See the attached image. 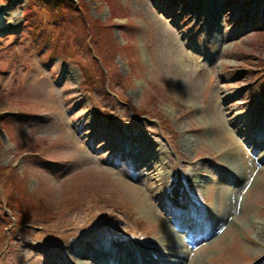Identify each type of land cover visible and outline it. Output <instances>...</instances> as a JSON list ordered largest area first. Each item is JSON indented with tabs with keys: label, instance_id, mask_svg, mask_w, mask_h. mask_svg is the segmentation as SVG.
Masks as SVG:
<instances>
[{
	"label": "rangeland",
	"instance_id": "1",
	"mask_svg": "<svg viewBox=\"0 0 264 264\" xmlns=\"http://www.w3.org/2000/svg\"><path fill=\"white\" fill-rule=\"evenodd\" d=\"M259 1L217 0L228 40L205 42L211 0H0L12 20L0 23V264H81L67 245L97 228L138 246L156 240L155 214L142 213L120 179L137 185L129 176L138 167L111 165L117 147L99 133L128 136L130 150L137 136L152 140L168 186L201 207L215 197L225 164L204 121L232 131L246 120L254 135L264 118V19L241 30L250 12L238 9ZM183 139H192L190 149ZM254 161L260 177L239 194L238 220L201 263L264 256L255 245L238 253L255 234L264 242L255 226L264 222V162ZM192 174L203 179L193 191Z\"/></svg>",
	"mask_w": 264,
	"mask_h": 264
},
{
	"label": "bare ground",
	"instance_id": "2",
	"mask_svg": "<svg viewBox=\"0 0 264 264\" xmlns=\"http://www.w3.org/2000/svg\"><path fill=\"white\" fill-rule=\"evenodd\" d=\"M210 3L213 20L207 26L201 27L204 40L205 42L228 40L223 31L224 25L220 24L222 16L219 13L218 6H216L217 0H211ZM238 9L242 13L250 12L244 25L240 26L241 30H243V27L252 29L256 23H261V20L264 19V0H260L256 5H251L250 8H246V5L241 3ZM8 13L6 15L5 8L3 5L0 6V23H2L3 19H7L12 24L10 13L9 15ZM254 20H256V23ZM198 50L202 52L200 47H198ZM218 50L215 49L213 51L214 54H205L204 57L208 61L214 62L218 57ZM181 56L185 57L184 54ZM188 56L190 55L188 54ZM200 68L203 69L204 67L200 65ZM216 96L226 100L224 95L220 96L218 93ZM262 103H264V99H262ZM231 107L232 105L230 104L229 109ZM229 111V113H233L232 109ZM250 111H252V108ZM227 119L225 118V120ZM231 119L233 122L229 120L227 122L234 123V128L241 126L243 123L234 119V117ZM212 121L211 124L208 121H204V128L208 132H213L212 139L216 146V156H221L225 166L222 172H219L220 176H217L215 181L217 187L214 191L215 197L208 201L204 207H201L193 200L190 202L180 192L178 187L168 186L167 181L170 176L165 171L166 167L164 165L166 162L161 155L162 147L155 145L152 140L137 136V138H134L136 148L130 150L129 146H127L128 136L119 138L116 135V138H112L101 133L97 135L102 142L109 139V142H106L110 144V147H114V149L117 147L116 152L112 156L113 158L108 159L111 165H120L118 162L122 161V165L125 166L127 161L131 160L134 162L136 169L138 167V171L132 177L129 176L137 179V185L132 184L130 181L127 182L124 178L120 179L123 180L122 184L126 191L137 200L138 209L142 213L153 212L155 214L159 233L156 240L151 242L152 244H147L148 248L138 246L133 242L124 243L111 238L104 239L103 235L100 234V228H97L87 240L83 239L85 236L82 238L78 237L67 245L73 255L79 256L81 264H203L201 259L209 255V252H205L206 248L217 241V234L221 232L219 236L221 235L220 239H223L231 231L230 226L238 220L239 212H241L238 209L240 203H242L239 194L244 188L245 194H247L249 187L253 185L252 183L256 181L257 177H260L261 167L254 160L259 159L264 162V140L259 139V135L261 137L264 133V118L255 126L254 135H251L252 131L249 132L247 129L246 120L244 121L246 126L244 130L239 128V130L234 129L232 131L222 128L214 118H212ZM234 132H239L241 136L236 137ZM183 140V144L190 149L192 139ZM114 143L119 147L115 146ZM251 145L253 147H249ZM125 148L129 149L126 151ZM254 155L257 156L255 157ZM252 175H254V178ZM187 176L188 180L192 181V191L194 187L199 186L196 181L201 182L203 180L195 174ZM204 178L208 179L207 176H204ZM158 181L160 183L156 184ZM142 184L145 185L148 192H146L145 197L138 193ZM118 185L116 183V186ZM164 187L167 190L163 191ZM238 226L244 228L242 222L238 223ZM255 226L264 234V222ZM258 235L259 233L249 237L251 239L249 245L241 243L238 253H250L251 245L258 246L264 251V242L257 237ZM28 243H25V245ZM30 245L28 244V246ZM217 246H220L219 242L214 249ZM46 264L65 263L51 260ZM253 264H264V256L260 261H256Z\"/></svg>",
	"mask_w": 264,
	"mask_h": 264
}]
</instances>
